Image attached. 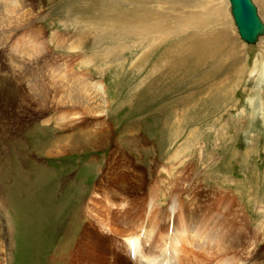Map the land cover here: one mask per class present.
Masks as SVG:
<instances>
[{
    "label": "rangeland",
    "instance_id": "rangeland-1",
    "mask_svg": "<svg viewBox=\"0 0 264 264\" xmlns=\"http://www.w3.org/2000/svg\"><path fill=\"white\" fill-rule=\"evenodd\" d=\"M31 3L46 18L38 19L40 25L48 28L54 19L49 39L65 22L72 33L74 15L69 20L68 11L92 1ZM233 25L241 52L234 55L227 48L229 53L219 59L225 64L240 59L242 64L206 79L212 69L203 64L169 89L162 82L146 81L148 71L135 68L142 51L135 56L137 48H130V40L95 37L88 42L91 57L101 59L104 49L116 57L109 56L106 63L98 60L111 103L109 122L99 125L97 116L89 114L93 120L79 134L98 139L92 149L28 161L12 154L10 160L15 159L26 177L35 164L46 174L41 187L9 192L11 264H21L23 238L32 249L27 248L28 264H60L52 259L56 257H64L63 264H135L122 247L134 223L149 229V234L143 230L151 239L145 245L162 247L160 252L171 253L173 239L180 238L178 246L192 254L185 263L216 264L222 259L264 264V42L243 41ZM202 77L204 82L195 86ZM157 86L166 91L156 93L153 101ZM93 94L90 109L106 110L107 99L95 89ZM178 253L176 249L172 261Z\"/></svg>",
    "mask_w": 264,
    "mask_h": 264
},
{
    "label": "bare ground",
    "instance_id": "bare-ground-1",
    "mask_svg": "<svg viewBox=\"0 0 264 264\" xmlns=\"http://www.w3.org/2000/svg\"><path fill=\"white\" fill-rule=\"evenodd\" d=\"M91 1L74 11H68L66 17L69 20L74 15L72 33L64 21V27L57 29L48 39L47 32L52 28L54 19H50V28H46L43 23L40 25L38 19L46 18L35 8L36 4L31 3L32 0H0V264H11L13 241L9 192L12 189L16 193L27 192L28 188L41 187L46 174L41 166L35 164L33 171L26 177L20 165L14 164L15 159L10 160L12 154L28 161L33 157L54 158L72 151L92 149L94 141L99 145L98 139L86 138L85 132L79 134V130L83 132L86 128L84 125L87 126L93 120L89 114L97 116L95 122L99 125L109 122L107 115L111 103L105 84V70L101 69L102 63L99 64V61L106 59V63L109 56L113 60L116 57L114 51L108 49H104L105 55L101 59H96V56L99 57L96 54L91 57L87 44L92 38L130 40V48H137V51L133 49L135 56L142 51L135 68L146 69L148 78L156 75L153 79L146 77L145 80H152V84L158 85L162 82L167 85L166 89L203 64L212 69L210 74L203 76L205 79L225 71L230 73L233 65L242 64L240 59L230 64L219 59L229 53L227 48L232 49L234 55L241 52L236 44L228 0H119V5L116 4L118 0ZM253 1L264 22V16L260 15L264 14V0ZM256 42H264V31ZM58 48L65 51L58 53ZM203 77L198 79L195 86L204 82ZM159 86L153 91V98L156 93L166 91ZM93 89L96 94L107 99L103 112L93 111L88 106L89 101L95 98L94 94L91 95ZM50 125L53 127L49 128ZM53 131L57 132L56 137L52 135ZM27 134H32L35 139H30ZM59 135L64 137L59 139ZM29 140H32L30 149L27 148ZM9 149H12L11 153ZM183 216L186 220L187 214ZM70 219L69 222L74 225V220ZM190 220L186 222L191 229H196V224ZM178 225L175 224L176 229ZM103 230L111 233L104 227ZM143 230L149 234V229H143L142 223H134L125 236L122 247L129 260L135 264H178L177 261L190 264L185 262L192 254L188 255L184 245L178 246L180 238H174L171 243L174 252H160V245L159 250L154 249V244L150 247L145 245L151 239L144 237ZM200 234L201 231L199 237ZM22 243L24 247L20 249V263L28 264L31 253L27 248L32 249L24 238ZM130 244L135 251L134 259L131 257ZM174 247L179 251L175 262L172 261V255L176 252ZM52 259H58L60 264L64 262V257ZM204 260L201 259L202 262ZM191 261L194 262L193 259ZM234 262L219 259L216 264Z\"/></svg>",
    "mask_w": 264,
    "mask_h": 264
},
{
    "label": "water",
    "instance_id": "water-1",
    "mask_svg": "<svg viewBox=\"0 0 264 264\" xmlns=\"http://www.w3.org/2000/svg\"><path fill=\"white\" fill-rule=\"evenodd\" d=\"M233 22L239 37L247 42L254 43L264 31V22L260 18L253 0H228Z\"/></svg>",
    "mask_w": 264,
    "mask_h": 264
}]
</instances>
